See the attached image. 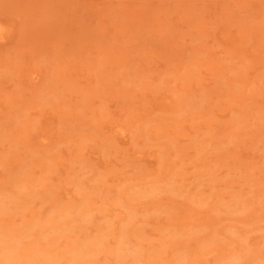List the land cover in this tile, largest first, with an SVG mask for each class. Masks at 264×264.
<instances>
[{
  "label": "rangeland",
  "instance_id": "obj_1",
  "mask_svg": "<svg viewBox=\"0 0 264 264\" xmlns=\"http://www.w3.org/2000/svg\"><path fill=\"white\" fill-rule=\"evenodd\" d=\"M0 23V264H264V0H0Z\"/></svg>",
  "mask_w": 264,
  "mask_h": 264
},
{
  "label": "bare ground",
  "instance_id": "obj_2",
  "mask_svg": "<svg viewBox=\"0 0 264 264\" xmlns=\"http://www.w3.org/2000/svg\"><path fill=\"white\" fill-rule=\"evenodd\" d=\"M4 32V27L3 25L0 23V39L2 38V34ZM116 234V233H115ZM125 235H126V232L125 233H121L119 235V243L117 244V247L115 248H112V253H113V256L115 259H118V261H120V257H121V253L123 252H126L127 249H130V247L126 248L125 246L127 245V242L125 241ZM69 253L72 251L71 249L68 250ZM46 255L45 257H42ZM50 253L48 251L44 252L41 256L39 253L34 252L32 253V256L27 258L25 260V263L27 261V264H51L53 262V258L52 256L50 257Z\"/></svg>",
  "mask_w": 264,
  "mask_h": 264
}]
</instances>
